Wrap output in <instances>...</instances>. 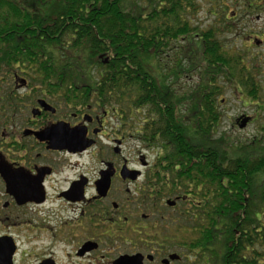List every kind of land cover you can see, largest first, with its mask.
<instances>
[{
    "label": "flooded vegetation",
    "instance_id": "1",
    "mask_svg": "<svg viewBox=\"0 0 264 264\" xmlns=\"http://www.w3.org/2000/svg\"><path fill=\"white\" fill-rule=\"evenodd\" d=\"M186 11L189 27L160 38L156 72L166 92L178 101L205 80L217 101L208 141L259 146L262 125L260 136L240 138L219 128L229 119L243 131L264 114V0H191ZM109 56L99 59L105 65ZM9 64L0 52V264H261L258 225L252 247L238 252L226 236L201 235L194 183L179 190L162 180L172 159H158L161 146L139 136L141 109L123 125L112 104L71 85L74 78ZM227 93L253 105L252 115L228 118Z\"/></svg>",
    "mask_w": 264,
    "mask_h": 264
},
{
    "label": "trees",
    "instance_id": "2",
    "mask_svg": "<svg viewBox=\"0 0 264 264\" xmlns=\"http://www.w3.org/2000/svg\"><path fill=\"white\" fill-rule=\"evenodd\" d=\"M121 2L0 0L4 68L10 62H30L43 76L74 78L69 80L71 85L88 86L85 91L97 92L102 105L112 104V112L122 117L123 125L141 109L146 121L136 129L139 136L146 144L161 146L158 159H172L164 162L169 175L162 180L179 190L194 183L202 204L197 208L201 235L226 236L237 244L238 252L241 244L252 247L258 225L264 264V141L257 147L208 141L216 125L217 101L208 95L206 81L193 89L195 95L188 89L176 101L156 72L160 38L173 37L175 29L183 32L189 27L186 10L191 0H156L146 16L126 11ZM108 53L109 62L104 65L99 56ZM146 70L154 72L148 75ZM94 76L99 81L91 80ZM260 130L264 131V118ZM211 189L213 205L204 200ZM242 197L248 198L244 207ZM203 221L210 222L207 230Z\"/></svg>",
    "mask_w": 264,
    "mask_h": 264
},
{
    "label": "rangeland",
    "instance_id": "3",
    "mask_svg": "<svg viewBox=\"0 0 264 264\" xmlns=\"http://www.w3.org/2000/svg\"><path fill=\"white\" fill-rule=\"evenodd\" d=\"M155 2H156V0H122L121 6L126 11H130V12L137 11L139 14L146 16V15H148V11H149L150 7L152 5L154 6ZM155 64H156L155 65L156 68L159 69V67L157 66L159 63L157 62ZM150 65L151 64L148 63V66H150ZM246 103H248V100H246ZM224 108L228 111L227 115H228V118H230V119H232V114L233 115H235V114L239 115L240 113H245V114L252 115V113L254 112V109H255V107L251 104L245 105V107H244L239 100H234V99L230 98L229 93H227V100H226V104H225ZM263 118H264V114H261L259 116V122L258 123L247 127V129H245L243 131H238L237 129H231L232 121L229 119L225 120V122L223 124L226 126L219 128V131H220L219 133L226 134L227 136H234L235 138H240V137L245 136V135H247V136H252V135L260 136L261 131L260 132L258 131L257 126L262 125ZM127 145H129V147L131 146V148L133 150L137 148L136 146H138L134 142H130V141H128ZM145 155L148 157V159L153 160L155 158L156 153L153 151H150V152L145 153ZM123 157H128L126 151L123 152ZM84 159H87V158L84 157ZM132 159H136V158L133 157Z\"/></svg>",
    "mask_w": 264,
    "mask_h": 264
},
{
    "label": "water",
    "instance_id": "4",
    "mask_svg": "<svg viewBox=\"0 0 264 264\" xmlns=\"http://www.w3.org/2000/svg\"><path fill=\"white\" fill-rule=\"evenodd\" d=\"M246 121H247V120H244V121L242 122V125H241V126H244V125L246 124Z\"/></svg>",
    "mask_w": 264,
    "mask_h": 264
}]
</instances>
